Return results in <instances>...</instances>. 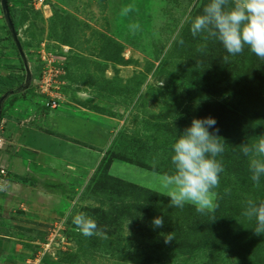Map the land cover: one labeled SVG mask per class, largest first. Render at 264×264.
I'll return each mask as SVG.
<instances>
[{"label":"rangeland","instance_id":"obj_1","mask_svg":"<svg viewBox=\"0 0 264 264\" xmlns=\"http://www.w3.org/2000/svg\"><path fill=\"white\" fill-rule=\"evenodd\" d=\"M6 2L31 79L2 103L0 165L10 167L0 170L19 181L9 175L22 164L36 176L21 184H42L56 201L27 191L35 205L24 216L20 187L0 181V264H264V234L242 215L247 198L264 199V176L256 187L241 151L264 133V60L247 46L231 56L206 33L193 37L190 20L209 0ZM23 82L0 11V97ZM209 116L225 147L219 207H171L159 176L173 166L158 172L153 161L172 154L194 117ZM78 212L106 238L82 235ZM157 216L162 228L152 225ZM226 222L248 232L218 229Z\"/></svg>","mask_w":264,"mask_h":264},{"label":"clouds","instance_id":"obj_2","mask_svg":"<svg viewBox=\"0 0 264 264\" xmlns=\"http://www.w3.org/2000/svg\"><path fill=\"white\" fill-rule=\"evenodd\" d=\"M138 27V26H137ZM193 37L206 33L204 39L219 41L231 56L243 53L245 46L264 60V0H209L200 15L190 20ZM180 44L184 41L181 39ZM206 44L197 48L203 52ZM228 60L226 55L223 58ZM215 118H193L190 126L178 135L171 145L173 171L159 176L160 183L170 197V206L183 208L186 204L195 207L200 214L214 213L219 207L218 193L223 163L217 159L224 150V141L217 133ZM214 128V132L209 129ZM241 151L248 158L251 180L260 186L264 176V133L251 145L243 143ZM155 166V161H153ZM225 191H230L226 189ZM242 215L255 221V235L264 234V199L247 198ZM72 223L85 237H105L97 222L84 212L72 217ZM152 225L164 226L163 216L154 217ZM172 240L171 235L165 240Z\"/></svg>","mask_w":264,"mask_h":264},{"label":"crops","instance_id":"obj_3","mask_svg":"<svg viewBox=\"0 0 264 264\" xmlns=\"http://www.w3.org/2000/svg\"><path fill=\"white\" fill-rule=\"evenodd\" d=\"M29 147V146H28ZM31 148V147H30ZM40 149H36V153H38L39 154V152H41L43 155H44V159L46 160L48 157L45 155L46 153H44V152H42V151H39ZM32 151H34V149L32 148ZM35 152V151H34ZM37 159H38V157H37ZM50 159H52V158H50ZM40 163H42L41 161H39L38 160V162H36V164L37 165H39ZM4 164H6V165H0V167H3V166H9L10 167V163H7V162H4ZM51 164H54V162H51ZM22 164H20V166H19V170L18 169H15L14 171H13V169H11L10 170V172L12 173V175H9V176H12V177H14V178H20L21 180H16V179H13V180H10V179H6V175L3 173V171L2 170H0V171H2V174H0V175H3V176H0V181L2 180V183H3V180H5V182H6V185L4 186V188L3 189H5V190H10V189H12L13 188V190L15 189L14 187H16V188H19L20 187V190H14L15 192L14 193H17L16 194V196L17 197H19V199H20V201H21V204H23L24 205V207H26V206H28V210H26V211H24L23 213H24V216L25 215H27V214H30L31 212H29V210H30V208L32 207V205H35V204H33V203H31L32 202V199L29 201V199L27 200V198L29 197L28 196V193H27V191L29 192V191H32V192H36V190L37 191H39L40 192V194H39V197H40V200L42 201V200H46V201H49L50 199H51V201H53L54 202V200H55V198H54V195L53 194H50V193H42V189H40L41 188V185L42 184H40V185H38L39 187H37V185H31L30 186V182H27V185H22L21 184V182H24V180H29L30 178H29V176H27V174H29V173H25L24 172V170H22V166H21ZM42 166H43V164H41ZM10 169V168H9ZM30 174H32V177H34V176H36V175H34L33 173H30ZM8 180V181H7ZM31 181H32V179H31ZM10 187V188H9ZM9 188V189H8ZM26 193H27V196H26ZM25 196H24V195ZM44 194V195H43ZM6 195V194H5ZM6 196H8V195H6ZM22 196H24V199H21V197ZM1 197H2V199H3V197H4V194H2L1 195ZM9 197V196H8ZM37 197V196H36ZM53 199V200H52ZM56 201V200H55ZM7 202H8V199H7ZM53 202H52V204H53ZM22 205V206H23ZM36 206H40V204H37L36 203ZM42 206H44V205H42ZM22 211V210H21ZM34 215V214H33Z\"/></svg>","mask_w":264,"mask_h":264},{"label":"water","instance_id":"obj_4","mask_svg":"<svg viewBox=\"0 0 264 264\" xmlns=\"http://www.w3.org/2000/svg\"><path fill=\"white\" fill-rule=\"evenodd\" d=\"M0 11H1V14H2V18H3V21H4V24H5V27H6V30L9 34V37L11 39V42L16 50V53L21 61V64H22V68H23V71H24V82H23V85L18 88L17 90L15 91H9L5 94H3L1 97H0V110H1V106H2V103L4 102V100L9 97L10 95L12 94H16V93H19V92H23L25 91L28 87H29V84H30V72H29V69H28V66H27V63H26V59H25V56L22 52V49L20 47V44H19V41H18V38H17V35H16V32L13 28V25H12V22H11V19H10V16H9V12H8V8H7V4H6V0H0Z\"/></svg>","mask_w":264,"mask_h":264},{"label":"trees","instance_id":"obj_5","mask_svg":"<svg viewBox=\"0 0 264 264\" xmlns=\"http://www.w3.org/2000/svg\"><path fill=\"white\" fill-rule=\"evenodd\" d=\"M6 4H7V2H6ZM7 8H8V12H9V7H8V4H7ZM12 22V21H11ZM13 25V24H12ZM14 28V27H13ZM155 157H156V155H154ZM170 157H171V154L170 155H164V154H161V156L159 157V156H157V158L159 159L158 160V164H156L155 166H154V171H158V172H161L162 170L161 169H159L160 167H164V166H167V165H170L171 164V159H170ZM222 175V174H221ZM220 185L221 186H223L224 184H222V182H221V180H220ZM139 198H141V194L139 193ZM142 206V205H141ZM140 206V209L141 208H143L144 206H142L141 207ZM122 208H124V207H122ZM125 208H127L128 209V207H125ZM145 208H143V210H144ZM147 213H149V210H147ZM148 216H151L150 214L148 215ZM215 219V218H214ZM249 225H251V224H249ZM230 226H231V223H228V222H226V223H224L223 225H220V228H218V225L216 224V227L218 228V229H223L224 231H226L225 233H227L228 231H229V233H231V232H235V233H240L241 235H243L244 236V234H246L248 231H242V229H243V227L242 226H245V224H242V223H238L237 225H235L236 227L234 228V229H230ZM214 227H215V225L214 226H212V229H214ZM255 227V225H253V228ZM220 231V230H219ZM1 241H2V239L0 238V247H1Z\"/></svg>","mask_w":264,"mask_h":264},{"label":"built area","instance_id":"obj_6","mask_svg":"<svg viewBox=\"0 0 264 264\" xmlns=\"http://www.w3.org/2000/svg\"><path fill=\"white\" fill-rule=\"evenodd\" d=\"M42 1H43V0H32V2L34 3V6H36V5H40ZM50 106H51V108H54L55 106H57V105L55 104L54 100L51 101ZM0 174H2V171H0Z\"/></svg>","mask_w":264,"mask_h":264}]
</instances>
